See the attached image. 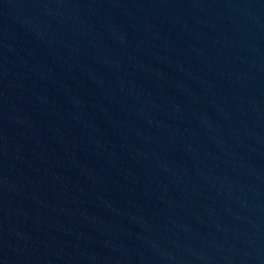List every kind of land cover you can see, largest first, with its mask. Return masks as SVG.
Wrapping results in <instances>:
<instances>
[{
	"label": "water",
	"instance_id": "obj_1",
	"mask_svg": "<svg viewBox=\"0 0 264 264\" xmlns=\"http://www.w3.org/2000/svg\"><path fill=\"white\" fill-rule=\"evenodd\" d=\"M0 264H264V0H0Z\"/></svg>",
	"mask_w": 264,
	"mask_h": 264
}]
</instances>
